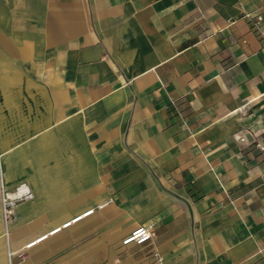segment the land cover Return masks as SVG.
I'll return each instance as SVG.
<instances>
[{"label": "crops", "instance_id": "obj_1", "mask_svg": "<svg viewBox=\"0 0 264 264\" xmlns=\"http://www.w3.org/2000/svg\"><path fill=\"white\" fill-rule=\"evenodd\" d=\"M263 4L0 0V264H264Z\"/></svg>", "mask_w": 264, "mask_h": 264}, {"label": "built area", "instance_id": "obj_2", "mask_svg": "<svg viewBox=\"0 0 264 264\" xmlns=\"http://www.w3.org/2000/svg\"><path fill=\"white\" fill-rule=\"evenodd\" d=\"M264 7V4L262 5ZM244 16L249 18L251 20V23L257 27L260 28L261 23L264 20L263 12L258 9L254 10H247L244 11ZM32 196V190L25 182H20L16 186H14L11 189L5 188L4 186L1 187V215L4 223L6 224V231L5 234L8 237L9 230L7 228V225L11 222L14 216V211L16 205L25 199H28ZM93 211V208H89L86 211L76 215L72 219H68L65 222H63L61 225H58L54 227L53 229L49 230L48 232H45L44 234L37 236L36 238H33L29 241H27L24 245L17 249H10L8 251V257L10 260V264H14L13 258L15 256L19 258H23L24 252L26 249L30 248L31 246L35 245L42 239L46 238L48 235L53 234L61 229V227H66L70 225L72 222H75L76 220L80 219L81 217L89 214ZM154 234L153 231V225L151 223L148 224H141L137 225L135 228H133L129 233H127L123 239L122 243H136L140 244L147 240H149Z\"/></svg>", "mask_w": 264, "mask_h": 264}]
</instances>
